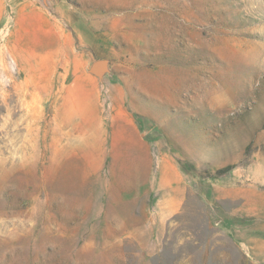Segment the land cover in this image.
Returning a JSON list of instances; mask_svg holds the SVG:
<instances>
[{
	"label": "rangeland",
	"instance_id": "obj_1",
	"mask_svg": "<svg viewBox=\"0 0 264 264\" xmlns=\"http://www.w3.org/2000/svg\"><path fill=\"white\" fill-rule=\"evenodd\" d=\"M0 264H264V0H0Z\"/></svg>",
	"mask_w": 264,
	"mask_h": 264
},
{
	"label": "trees",
	"instance_id": "obj_2",
	"mask_svg": "<svg viewBox=\"0 0 264 264\" xmlns=\"http://www.w3.org/2000/svg\"><path fill=\"white\" fill-rule=\"evenodd\" d=\"M229 169H230V167H225V168L219 170V171H218V174L225 173V172H226L227 170H229Z\"/></svg>",
	"mask_w": 264,
	"mask_h": 264
},
{
	"label": "water",
	"instance_id": "obj_3",
	"mask_svg": "<svg viewBox=\"0 0 264 264\" xmlns=\"http://www.w3.org/2000/svg\"><path fill=\"white\" fill-rule=\"evenodd\" d=\"M97 63H98V65H97ZM95 65H97V66H94V70H96L97 71V69H98V67H99V65H101V61H99V62H97Z\"/></svg>",
	"mask_w": 264,
	"mask_h": 264
}]
</instances>
